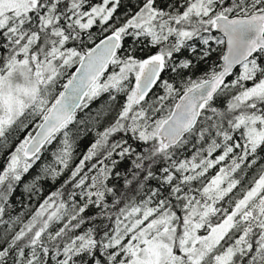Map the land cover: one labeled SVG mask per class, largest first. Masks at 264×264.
I'll use <instances>...</instances> for the list:
<instances>
[{
	"label": "snow or ice",
	"instance_id": "snow-or-ice-1",
	"mask_svg": "<svg viewBox=\"0 0 264 264\" xmlns=\"http://www.w3.org/2000/svg\"><path fill=\"white\" fill-rule=\"evenodd\" d=\"M37 118L0 169V264H264V163L221 206L264 161V0H0V152ZM58 137L23 187H60L5 220Z\"/></svg>",
	"mask_w": 264,
	"mask_h": 264
},
{
	"label": "trees",
	"instance_id": "trees-1",
	"mask_svg": "<svg viewBox=\"0 0 264 264\" xmlns=\"http://www.w3.org/2000/svg\"><path fill=\"white\" fill-rule=\"evenodd\" d=\"M98 2V0H97ZM125 6H127V0H125ZM124 8L122 7L120 9V12H123ZM93 32H96L97 29L93 28ZM215 34L220 35L218 32H215ZM98 42V41H97ZM215 59V57H214ZM206 65H201L200 68H198L195 72L194 79L198 78L200 75H202L203 71L206 70ZM74 70L69 69V72L72 73ZM239 71V69L235 70ZM229 79H232V77H229ZM67 76L61 79L59 84L57 85L56 91H62L61 85L63 83H66ZM107 100V95L102 96L100 99L93 100L90 104L88 109H85L84 111H77L76 113V119L77 121H85L88 122L90 117H95L96 112L101 108V105ZM124 102V96L120 95L118 96V103L122 104ZM115 113H112L108 116L102 117L101 119V127L104 124H107L109 120L113 118ZM40 122L39 118H37L35 121L29 124V127L25 129L23 132H16L12 136L9 137V143L10 147L0 152V169H3L6 166V160L11 152L15 150V148L18 146V144L25 138L28 132H33L36 129V124ZM72 131L75 133L76 131H80L81 134L78 138H76V143L74 145V152H73V160L70 162V167L75 166L79 162V159L81 158L82 154L86 151L89 144L92 142L95 130H87L89 125L87 123L85 124H73L70 126ZM60 138H57V141H54L51 145H46L45 149L42 150L41 159L36 162V164L33 165V167L29 170L27 174L24 175L22 181L17 185L16 192L10 199V205L8 209V215L4 217L5 220H8L9 217H15V216H21L23 223H27L28 220L31 219V216L39 209L40 204L43 203L44 199L47 198V196L51 193L56 191L60 187V183L63 180L64 177H61L60 180H57L55 182L53 181H44L41 183L42 192L40 195L36 196H29L24 192V184L29 182L34 176L37 175L39 169L44 164H51L54 161L53 153L60 147L59 143ZM186 155H188L186 153ZM231 163V160H226L222 162L220 165H218L216 168L211 169L208 173V178L210 179L212 175H215L220 167H227ZM260 163H264V161L257 162L256 165H253L251 168H245L243 173L237 172L235 174L236 178L241 179V184L237 186L236 189L233 190V193L229 194V197L225 198V202H222L223 207H228L227 201L231 197L239 198L243 193L242 189H246L251 185V180L253 176L257 175L259 165ZM68 175L67 171H65L64 176L66 177ZM138 198V197H137ZM22 226V224L16 225V230H19V228ZM8 227V225H0V232L4 230V228Z\"/></svg>",
	"mask_w": 264,
	"mask_h": 264
},
{
	"label": "water",
	"instance_id": "water-1",
	"mask_svg": "<svg viewBox=\"0 0 264 264\" xmlns=\"http://www.w3.org/2000/svg\"><path fill=\"white\" fill-rule=\"evenodd\" d=\"M218 33H219V32H218ZM219 34H220V33H219ZM73 72H75V68H74ZM62 91H63V89H62ZM37 131H39L38 128L35 129V131L33 132V135H35V133H36Z\"/></svg>",
	"mask_w": 264,
	"mask_h": 264
}]
</instances>
